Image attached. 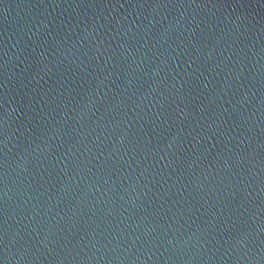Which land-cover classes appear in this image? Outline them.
<instances>
[{"label":"water","instance_id":"95a60500","mask_svg":"<svg viewBox=\"0 0 264 264\" xmlns=\"http://www.w3.org/2000/svg\"><path fill=\"white\" fill-rule=\"evenodd\" d=\"M0 264H264V0H0Z\"/></svg>","mask_w":264,"mask_h":264}]
</instances>
